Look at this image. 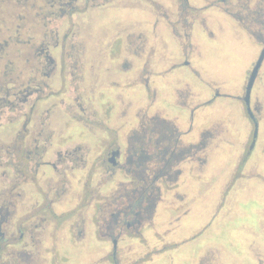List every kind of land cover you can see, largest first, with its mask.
Returning <instances> with one entry per match:
<instances>
[{
	"label": "flooded vegetation",
	"instance_id": "af4514ba",
	"mask_svg": "<svg viewBox=\"0 0 264 264\" xmlns=\"http://www.w3.org/2000/svg\"><path fill=\"white\" fill-rule=\"evenodd\" d=\"M89 3L0 0V264H158L167 251L202 233L196 229L192 236L176 238L185 221L202 220L197 203L203 196L196 183L206 170L205 156L223 155L220 146H211L212 123L203 128L207 118L200 115L223 95L225 84H207L192 66V52L198 51L195 58L203 59L198 45H183L184 50L178 46L171 56L184 60H176L171 71L185 67L183 77L206 86L209 98L197 101V95L178 87L183 95L180 106L167 102L165 110L181 120L160 115L159 108L154 109L158 88L151 86L152 56L139 63L144 46L139 45L137 30L120 29L124 18L109 17L100 26L97 42L85 27L92 24L86 20L87 12L106 13L97 11L104 4ZM186 6L184 0L178 21L190 26L180 17L196 21L197 17ZM167 16L170 39L178 40ZM246 31L262 49L253 59L244 93L236 97L253 128L239 154L244 156L249 147L245 162L258 136L259 103L250 97L251 114L245 97L264 49V28L259 33ZM186 38L195 44L190 31ZM263 67L264 61L252 91ZM175 78L162 85L175 89ZM121 81L133 91L127 93L123 87L118 92ZM137 83L146 90L138 92L133 88ZM99 84L108 87L109 98L98 90ZM140 99L147 109L143 118L137 110ZM183 124L184 132L179 126ZM74 126L81 128L78 137L68 135ZM188 175L195 177L194 182L186 181ZM193 187L194 214L188 205ZM91 242L94 245H88ZM61 246L73 247L80 258L59 262ZM209 247L193 249L184 264H214ZM249 254L250 264H264L250 250Z\"/></svg>",
	"mask_w": 264,
	"mask_h": 264
},
{
	"label": "rangeland",
	"instance_id": "374dc122",
	"mask_svg": "<svg viewBox=\"0 0 264 264\" xmlns=\"http://www.w3.org/2000/svg\"><path fill=\"white\" fill-rule=\"evenodd\" d=\"M106 2V0H90L87 6L104 4L99 6L97 11L106 14L99 15L96 11H88L86 20L92 24L85 26L86 29L94 33L95 40L98 42L102 36L100 26H103L102 24L106 25L104 22L109 17L116 19L123 17L124 20L120 22V29L128 27L137 30L140 36V43H138L141 47L144 46L143 50L140 48L139 63L141 62L140 59L145 61L149 55L152 56L149 58L151 61L149 64L153 90L159 83L164 82L168 76L173 75L172 73L179 71V74L174 76L176 78L173 84L175 83L176 87L172 89V92L176 101L173 102V105L179 104L180 106V102L183 100L179 97L178 87H181V91H185V93L197 95V101L209 98L206 86H200L201 84H196L192 80L183 77L185 67L178 65L171 71L172 66L176 64L175 61L178 60L171 54L176 52L178 46L181 50H184L183 45L188 48L198 45L197 49H199L203 59L195 58L198 51L197 53L192 52L190 54L192 59H189L192 61V66L200 69L207 84L211 85L213 81L219 85L225 84L223 95L212 104L204 107L206 111L204 114H206L205 118L207 119L203 125L212 123L213 128L209 130L210 135L213 136L211 138L213 141L212 148L217 147L218 142L224 141L223 144L230 146V154L226 156L223 150V155L218 152L217 158L212 154L205 156L204 168L207 170L196 183V189L200 191L198 194L203 196L202 200L198 196L200 200L197 203L198 212L203 216L202 220L200 219L201 221L198 224L193 223L191 220L185 221L183 223L184 230L182 229L176 238L192 236L196 229L202 231V233L198 235L197 239L167 251L160 258L158 264H184L185 258L189 257L193 249L206 250L209 246V251L215 255L214 264H250L252 263V257L249 254L251 243L252 249L257 253H253L252 256L263 260L264 74L259 78L258 85L253 89L251 95V99L255 98L256 102L259 103L258 107L260 109L257 112L259 121L257 126L258 136L255 143L252 142L250 146L251 148L254 143L253 152L247 162L244 161V157L249 147L247 146L244 156L239 154L243 148L245 137L252 136L253 128L250 129L249 123L251 124V122L244 114L236 97L240 93H244L245 82L253 59L262 49L257 39L253 37L251 39L246 30L259 33L260 29L264 28V0H186V8L189 9L192 16L197 17V21L192 20L191 16H182L180 19L189 20L191 22L190 26L182 25L178 21L177 13L184 7V0H109V3ZM211 6L213 7L211 8ZM208 8L209 10L205 11ZM221 10L229 11V13L236 15L237 19L233 18L234 15H227ZM151 15H161V18L156 16V20H154ZM164 16L169 18H167L168 23H173V28L180 36L178 40L174 38L171 41L168 28L171 29L172 27L167 24ZM83 21L85 22V20ZM156 27L160 29H156V32H154ZM189 31L195 40V44L189 38H186V33H189ZM171 34L174 37L173 33ZM155 55L156 59H153ZM162 59H166V62L160 68H156V65ZM183 60L178 61L183 62ZM115 65H119V62L114 61ZM118 75L122 79V74L119 73ZM117 82L120 84V81ZM123 87L127 93L133 91L132 86L127 87L122 81L121 89L119 87L117 91L122 92ZM97 88L104 96L109 98L106 93L108 91L106 85L99 84ZM133 88H136L138 92L146 90L138 83L134 84ZM196 99H192V103ZM159 103V106H165L163 103ZM137 110L141 118L146 115L145 111L147 109L144 100L139 101ZM159 110L162 116L181 120L174 117L173 113L169 114V111L172 112L171 110ZM174 110L175 112L178 111L176 108ZM179 126H181L180 130L184 132L182 125ZM215 129L219 130V134L217 133L218 130ZM80 130L81 128L74 126L67 132L70 136L78 137L81 134ZM238 168L239 170L236 171ZM233 173L236 174L234 179ZM194 180L195 177L192 176L191 178L189 175L186 179L187 182H194ZM194 188H192V197L189 195L188 201L193 214L197 209ZM182 191L185 193L184 190ZM187 229H190V232H187ZM199 231L196 233H199ZM176 238V242L180 241ZM91 244L93 243L91 242L88 245ZM61 248H59L56 255L59 262L66 259L69 263H72L79 256L78 253H75L73 247L61 246ZM67 252L69 255H67ZM81 258H83V255H81Z\"/></svg>",
	"mask_w": 264,
	"mask_h": 264
},
{
	"label": "crops",
	"instance_id": "0c3cea01",
	"mask_svg": "<svg viewBox=\"0 0 264 264\" xmlns=\"http://www.w3.org/2000/svg\"><path fill=\"white\" fill-rule=\"evenodd\" d=\"M160 28H158V30H159ZM169 55V54H168ZM153 59H156V55L155 56H153ZM166 62V59H162L161 61H160V63H158V65H156V68L157 67H161L164 63ZM176 62V61H175ZM198 70H200L199 68H197ZM173 75H170V76H168V78L165 80V81H169V78L170 77H174L176 74H179V71H177L176 73H172ZM184 74L185 75H187V73H186V70H184ZM184 74H182V75H184ZM164 81V82H165ZM163 82V81H162ZM162 82L161 83H159L158 84V86H157V88H158V92H157V102H156V104H155V107H158L159 109H165V107L167 106V102L168 103H172L173 104V102H175L176 101V99L174 98L175 96H174V94H173V92H172V90H170V89H167L166 87H164L163 85H162ZM163 82V83H164ZM145 95H146V93H145ZM141 100V99H140ZM159 102H161V103H163L165 106H159L160 105V103ZM170 110V109H169ZM202 118L203 117H205V114L204 113H202L201 115H200ZM203 122V121H202ZM185 126V124H183L182 125V128H183V130H186V128L184 127ZM202 126H203V128H205V127H207V126H205V125H203V123H202ZM224 143V141H221V142H218V145L220 146V150L222 151V153H223V150H224V152H225V154H226V156H229L228 154H230V146H227L226 144H223ZM225 156V157H226ZM207 170V169H206ZM206 170H204V172H203V175L206 173ZM251 246H250V251L252 252V255H253V253H256V251L254 250V249H252V243L250 244ZM257 254V253H256ZM255 254V255H256ZM256 258V257H255ZM260 263H264L263 261H264V259L262 260V258H256Z\"/></svg>",
	"mask_w": 264,
	"mask_h": 264
},
{
	"label": "water",
	"instance_id": "95a60500",
	"mask_svg": "<svg viewBox=\"0 0 264 264\" xmlns=\"http://www.w3.org/2000/svg\"><path fill=\"white\" fill-rule=\"evenodd\" d=\"M264 61V49L262 50L261 52V55L259 57V60L250 76V79H249V83H248V86H247V93H246V97H245V102L248 106V111L251 113V108H250V97H251V91H252V88L254 86V83H255V80L257 78V75H258V72H259V69L262 65ZM252 114V113H251ZM257 133H258V130L256 129V132H255V137L257 136Z\"/></svg>",
	"mask_w": 264,
	"mask_h": 264
}]
</instances>
